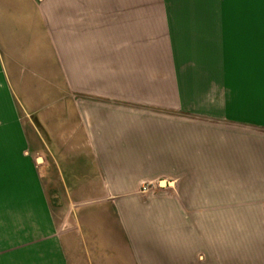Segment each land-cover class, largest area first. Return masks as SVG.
Listing matches in <instances>:
<instances>
[{
  "label": "rangeland",
  "instance_id": "374dc122",
  "mask_svg": "<svg viewBox=\"0 0 264 264\" xmlns=\"http://www.w3.org/2000/svg\"><path fill=\"white\" fill-rule=\"evenodd\" d=\"M40 3L50 60L12 59L6 37L0 188L41 171L49 126L85 138L80 102L146 264H264V0Z\"/></svg>",
  "mask_w": 264,
  "mask_h": 264
},
{
  "label": "crops",
  "instance_id": "0c3cea01",
  "mask_svg": "<svg viewBox=\"0 0 264 264\" xmlns=\"http://www.w3.org/2000/svg\"><path fill=\"white\" fill-rule=\"evenodd\" d=\"M44 19L40 0H0V80L12 99L17 96L8 86L10 78L15 80L4 61L10 58L6 37L12 59L42 65L51 58V38L39 31L48 30ZM4 30L22 32L7 35ZM60 58L58 53V63ZM79 103L76 129L85 138L52 137L71 125L49 126L52 134L45 138L41 171L29 172V185L0 188V264H146L144 260L151 258L132 240L118 205L109 201L112 192L105 181L115 176L108 175L105 165L107 145L92 143ZM140 153L132 162H142Z\"/></svg>",
  "mask_w": 264,
  "mask_h": 264
},
{
  "label": "water",
  "instance_id": "95a60500",
  "mask_svg": "<svg viewBox=\"0 0 264 264\" xmlns=\"http://www.w3.org/2000/svg\"><path fill=\"white\" fill-rule=\"evenodd\" d=\"M160 184H165V183L163 181H161Z\"/></svg>",
  "mask_w": 264,
  "mask_h": 264
}]
</instances>
